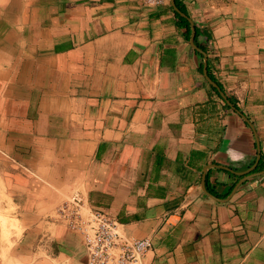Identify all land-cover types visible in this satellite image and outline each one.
Here are the masks:
<instances>
[{"label":"crops","instance_id":"crops-1","mask_svg":"<svg viewBox=\"0 0 264 264\" xmlns=\"http://www.w3.org/2000/svg\"><path fill=\"white\" fill-rule=\"evenodd\" d=\"M0 182V264H86L74 192L144 264H264V0H0Z\"/></svg>","mask_w":264,"mask_h":264},{"label":"built area","instance_id":"built-area-1","mask_svg":"<svg viewBox=\"0 0 264 264\" xmlns=\"http://www.w3.org/2000/svg\"><path fill=\"white\" fill-rule=\"evenodd\" d=\"M144 1L156 7L169 0ZM50 219L81 235L86 264H144V257L153 245L150 239L126 237L116 220L93 210L79 192L61 201Z\"/></svg>","mask_w":264,"mask_h":264},{"label":"rangeland","instance_id":"rangeland-1","mask_svg":"<svg viewBox=\"0 0 264 264\" xmlns=\"http://www.w3.org/2000/svg\"><path fill=\"white\" fill-rule=\"evenodd\" d=\"M2 192H5V190H4V186L0 182V201H1V199H3V193ZM47 219L49 221H44V222H52L51 219H49V217H47ZM9 224H10V221L8 219H4V217H2L0 215V238H6L7 239V236L9 234V232L7 231V227H8ZM5 256L6 255L3 254V258L4 259L6 258Z\"/></svg>","mask_w":264,"mask_h":264},{"label":"water","instance_id":"water-1","mask_svg":"<svg viewBox=\"0 0 264 264\" xmlns=\"http://www.w3.org/2000/svg\"><path fill=\"white\" fill-rule=\"evenodd\" d=\"M206 77H207V80L209 81V83L221 92L220 88H218V85L210 79L207 72H206ZM221 95H223V94L221 93Z\"/></svg>","mask_w":264,"mask_h":264},{"label":"trees","instance_id":"trees-1","mask_svg":"<svg viewBox=\"0 0 264 264\" xmlns=\"http://www.w3.org/2000/svg\"><path fill=\"white\" fill-rule=\"evenodd\" d=\"M177 2H179V1H177ZM183 24L185 25V22Z\"/></svg>","mask_w":264,"mask_h":264},{"label":"bare ground","instance_id":"bare-ground-1","mask_svg":"<svg viewBox=\"0 0 264 264\" xmlns=\"http://www.w3.org/2000/svg\"><path fill=\"white\" fill-rule=\"evenodd\" d=\"M5 221V220H4Z\"/></svg>","mask_w":264,"mask_h":264}]
</instances>
